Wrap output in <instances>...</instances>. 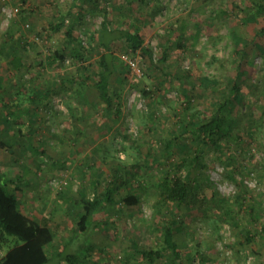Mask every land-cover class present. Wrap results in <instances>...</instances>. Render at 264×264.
Returning a JSON list of instances; mask_svg holds the SVG:
<instances>
[{"label":"rangeland","instance_id":"rangeland-1","mask_svg":"<svg viewBox=\"0 0 264 264\" xmlns=\"http://www.w3.org/2000/svg\"><path fill=\"white\" fill-rule=\"evenodd\" d=\"M128 1L0 0V111L8 110L4 103L25 111L18 126L24 146L0 121V139L17 148L0 145V173L25 212L55 231L51 253L90 242V264H142L130 237L140 248L159 245L162 209L179 219L182 256L169 253L158 264H264V50L257 48L264 49V16L256 15V0ZM105 15L111 28L139 24L155 55H169L165 74L127 51L124 40L114 41L111 109L94 84ZM14 44L18 68L8 57ZM77 48L89 49L83 59ZM56 51L65 58H54ZM125 55L143 66L141 77ZM240 71L233 138L221 147L206 140L174 150L178 140H169L190 139L184 124L212 115ZM117 166L130 182L86 231L76 230L81 193L93 195L95 181L103 189ZM169 174L190 176L195 187L187 201L158 202L160 178ZM129 192L141 196L139 204L125 203ZM50 264L67 263L56 256Z\"/></svg>","mask_w":264,"mask_h":264},{"label":"trees","instance_id":"trees-1","mask_svg":"<svg viewBox=\"0 0 264 264\" xmlns=\"http://www.w3.org/2000/svg\"><path fill=\"white\" fill-rule=\"evenodd\" d=\"M134 0H129V5H132ZM129 9L133 10V7ZM256 15L264 16V0H256L255 2ZM255 17V16H254ZM102 21V26L99 32V42L104 46L105 51L99 56L97 60V77L95 79V87L98 90L99 97L104 101L107 108L113 107V94L111 93V81L112 76L118 72V56L111 50V44L119 39L124 40V44L127 51L133 54L139 53L145 61L154 67L160 68L165 74L167 72L168 50H164L159 56L155 55L154 48L151 45L145 43V39L141 33V27L137 23H130L123 27H110V18L105 15ZM64 21V20H63ZM60 22L53 26V28H60ZM74 28L70 25L67 29V33L72 36ZM264 33V25L258 30V33ZM16 43L19 42L16 40ZM80 43V41H79ZM17 44L11 45L10 57L13 55L11 62L18 68L21 65V56L18 55ZM258 50L263 51L261 45H257ZM89 49L82 51L81 48H77L75 57L83 59L85 53ZM0 54L3 55V49L0 50ZM60 56L61 59L65 58L64 53L59 54L56 51L53 56ZM242 72L233 80L229 92L225 95L222 93V97L217 102V106L212 115H207L205 118H200L192 115V119L188 120L185 126L184 133H187V137L190 139H184L179 136L170 139V144L174 139L178 140L175 143L174 150L190 151L194 145H200L206 140H211L218 147L222 146V140H228L233 138L234 125L236 121V107L239 101L242 99L241 84H242ZM216 83V81H215ZM1 88V86H0ZM43 92V91H42ZM145 94H149L148 90H143ZM191 101L188 102L190 106ZM7 107V111H0V121L3 122L7 130H13V135L17 137V147L23 145L21 140V131L19 128V121L24 116V109L11 108L8 103H4ZM217 136V139H214ZM0 145L8 148L12 152L16 151V146L11 147L9 140L0 139ZM186 152V153H187ZM138 165V164H137ZM122 167L117 166L107 180L103 189H99L102 185L100 181H95L97 189L93 195H88L86 192L81 193V208L78 212V221L76 223V230L86 231L90 223L94 220V216L100 210L108 205H112L117 202L118 192L130 182L131 177H124L122 173ZM137 175V171H132V177ZM19 180L21 178L19 177ZM13 181V180H12ZM18 187V186H17ZM194 184L189 175H166L160 178L158 184V202H162L163 205L181 204L188 200L193 193ZM193 197V196H192ZM217 204L221 205L223 210L228 211L226 205H222L223 200L215 198ZM125 203L129 206L139 204L141 196L138 193L129 192L127 196L123 198ZM160 212L167 217L165 223L161 226V243L157 246L140 248L139 243L134 237H130L131 246L139 255L142 256L144 263L142 264H158V261L165 255L172 253V257L181 258V247L176 240V232L180 228L179 219L177 216H167L168 212ZM172 215V214H171ZM56 233L47 224L32 218L22 208L19 198L15 191L9 188L7 178L4 173H0V264H50L56 256L62 259L67 264H90L89 251L92 250V244L85 242L80 244L75 251H64L56 249L51 253V248L55 243ZM5 250L2 254L1 251Z\"/></svg>","mask_w":264,"mask_h":264},{"label":"built area","instance_id":"built-area-1","mask_svg":"<svg viewBox=\"0 0 264 264\" xmlns=\"http://www.w3.org/2000/svg\"><path fill=\"white\" fill-rule=\"evenodd\" d=\"M14 9L18 10V7ZM124 57L127 63L129 64L130 68L132 69V72L137 76L141 77L144 74V69L143 66L140 65L139 61L135 57H130L128 55H125Z\"/></svg>","mask_w":264,"mask_h":264}]
</instances>
